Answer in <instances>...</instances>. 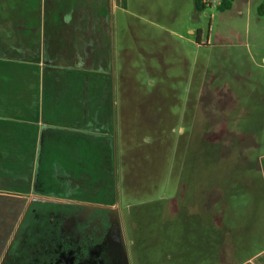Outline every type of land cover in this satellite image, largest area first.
Instances as JSON below:
<instances>
[{
  "label": "crops",
  "instance_id": "0c3cea01",
  "mask_svg": "<svg viewBox=\"0 0 264 264\" xmlns=\"http://www.w3.org/2000/svg\"><path fill=\"white\" fill-rule=\"evenodd\" d=\"M204 13L194 0H0V264L23 222L32 241L40 238L30 209L116 205L125 121L162 123L166 112L165 103L143 112L133 104L154 97L136 89L124 65L159 61L165 70L166 61H195L203 45L195 22ZM166 114L171 121L172 112ZM260 163L264 182V157ZM161 177L166 183L171 173ZM167 215L163 235H151L163 249L144 252L149 260L218 264L212 217ZM25 257L42 264L39 254ZM259 261L264 264V251L241 264Z\"/></svg>",
  "mask_w": 264,
  "mask_h": 264
},
{
  "label": "rangeland",
  "instance_id": "374dc122",
  "mask_svg": "<svg viewBox=\"0 0 264 264\" xmlns=\"http://www.w3.org/2000/svg\"><path fill=\"white\" fill-rule=\"evenodd\" d=\"M262 1H237L224 14L206 8L195 22L203 40L195 61H166L165 70L159 61L124 65V73L132 69L136 89L154 97L134 98L133 104L143 112L165 103L172 120L165 112L162 123L125 121L118 202L108 211L114 221L106 227L104 246L94 247L104 254L92 264H164L163 257L149 262L144 252L163 246L153 236L150 248L141 244L147 237L135 234L140 221L131 216L133 208L159 201L165 203L164 217L198 212L213 218L218 264H241L264 251V17L256 13ZM238 8L244 9L240 15ZM164 172L171 173L166 183ZM78 233L76 226L71 234ZM57 252L54 264H71L68 251Z\"/></svg>",
  "mask_w": 264,
  "mask_h": 264
},
{
  "label": "flooded vegetation",
  "instance_id": "af4514ba",
  "mask_svg": "<svg viewBox=\"0 0 264 264\" xmlns=\"http://www.w3.org/2000/svg\"><path fill=\"white\" fill-rule=\"evenodd\" d=\"M109 210L110 208H80L72 204L43 206L38 210L30 209L28 219L31 221L29 216H33L32 218L38 223L40 238L32 241V231L28 224L26 225V221L23 222L22 230H25L27 234L25 235L22 231L18 241L14 240L10 243L7 260L4 264H31V261L25 257L26 255L29 257L31 254H39L40 259H43L42 264H54L53 261L59 256L58 247L68 251L70 258L74 259L77 264H85L88 257L95 258V256L104 254V251L94 247L103 244L107 234L106 227L109 222L114 221L113 218H108ZM76 226L79 233L73 236L71 232ZM65 230H70V236L66 237L67 240L61 239V234ZM91 245L93 250L89 252L91 253L89 256L87 248Z\"/></svg>",
  "mask_w": 264,
  "mask_h": 264
},
{
  "label": "trees",
  "instance_id": "16d2710c",
  "mask_svg": "<svg viewBox=\"0 0 264 264\" xmlns=\"http://www.w3.org/2000/svg\"><path fill=\"white\" fill-rule=\"evenodd\" d=\"M233 0H221L217 10L224 12L231 8ZM195 7L198 11L204 10L206 7L201 3L200 0H194ZM256 13L260 17H264V0L256 7ZM165 203L157 202L147 206H138L132 209L131 216L134 220L139 219L140 223L135 234H141L142 237H147L146 240L142 239L141 244H146L147 248L151 246V240L148 238L154 233L156 235H163L164 229L167 225L163 222V211ZM180 216V215H177ZM184 216V215H182ZM149 236V237H148ZM159 245H163L162 239L160 242L156 241Z\"/></svg>",
  "mask_w": 264,
  "mask_h": 264
},
{
  "label": "built area",
  "instance_id": "2783aa9c",
  "mask_svg": "<svg viewBox=\"0 0 264 264\" xmlns=\"http://www.w3.org/2000/svg\"><path fill=\"white\" fill-rule=\"evenodd\" d=\"M206 8H216L219 6L221 0H200Z\"/></svg>",
  "mask_w": 264,
  "mask_h": 264
}]
</instances>
